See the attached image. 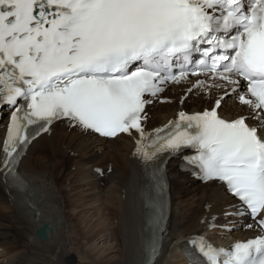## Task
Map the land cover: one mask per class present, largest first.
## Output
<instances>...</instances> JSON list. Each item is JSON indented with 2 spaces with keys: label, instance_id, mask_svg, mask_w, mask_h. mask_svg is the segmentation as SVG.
<instances>
[{
  "label": "snow or ice",
  "instance_id": "1",
  "mask_svg": "<svg viewBox=\"0 0 264 264\" xmlns=\"http://www.w3.org/2000/svg\"><path fill=\"white\" fill-rule=\"evenodd\" d=\"M190 76L207 79L187 93L223 94L147 133L146 107ZM230 94L247 114H222ZM4 105L11 109L0 150L6 186L26 185L19 164L57 121L108 139L135 132L136 154L151 168L157 233L165 231L166 164L181 157L182 168L219 182L235 199L225 215L248 216L253 223L245 226L258 229L227 249L194 242L200 256L190 254L193 264H264V0H249L247 10L244 0H0ZM160 243L150 242L146 264Z\"/></svg>",
  "mask_w": 264,
  "mask_h": 264
},
{
  "label": "bare ground",
  "instance_id": "2",
  "mask_svg": "<svg viewBox=\"0 0 264 264\" xmlns=\"http://www.w3.org/2000/svg\"><path fill=\"white\" fill-rule=\"evenodd\" d=\"M188 87L175 85L167 95L172 99L170 103H154L150 106L146 129L163 125L181 110H197L209 105L202 95L208 100L214 92L220 91L212 89V95L209 96L194 90L181 104L180 100L185 98ZM228 101L222 106L223 113L231 107L238 114H247V109L237 106L229 96ZM136 136L98 139L61 122L54 125L50 133L41 135L31 144L20 164V172L28 179L29 188L26 184L25 192H11L0 176V247L5 250L7 245L10 246V264L73 263L68 245L81 238L74 236L77 235V230L73 229L76 225H69L64 217L63 205L69 206L66 201L72 203L70 211L76 202L75 197L72 198L74 188L68 186V181L73 184L72 187H81L76 181L89 186L83 187L90 189L95 208L101 206L100 210L96 209L99 216L112 215L117 218L115 235L118 233L121 239L122 255L119 260L105 261L103 264H143L145 211L139 189L141 165L133 152ZM1 144L2 136L0 150ZM52 151L54 157L49 155ZM98 167H103L104 177L97 171ZM169 171L172 176V219L164 253L156 264H187L179 250L180 240L205 228L209 229L208 225L213 221L226 220L222 213L234 200L217 183L200 184L180 173L175 162L170 163ZM59 174L62 175L59 177ZM107 180L112 181L115 187L111 190L108 186L101 191V184ZM61 196L65 198L64 202ZM187 197L198 200L197 205H183ZM113 211H118L119 217ZM124 212H127V216H124ZM202 217H205L204 222ZM43 225L48 227L47 239L37 236V230ZM209 234L213 235L212 232ZM174 240L175 243L171 245Z\"/></svg>",
  "mask_w": 264,
  "mask_h": 264
},
{
  "label": "rangeland",
  "instance_id": "3",
  "mask_svg": "<svg viewBox=\"0 0 264 264\" xmlns=\"http://www.w3.org/2000/svg\"><path fill=\"white\" fill-rule=\"evenodd\" d=\"M49 155L50 157H54V152L52 154L49 152ZM61 175L62 174H59L58 176L60 177ZM75 183H78L81 187H72L73 184H70V181L67 183L68 186L74 188V195L72 198L75 197V206L72 207V211H70L72 203L69 204V200L66 201V205L69 206H65V204L63 205V208L65 209L64 217L66 221H68L69 225H76L73 229L75 231L77 230V235L74 236L81 238L76 243L70 242L68 245V249L70 247L69 251L71 257L74 259L72 264H103L105 261H108L109 263L110 261L114 262L119 260L120 255H122V245L118 233L115 235L117 218L112 215L105 217L99 216L96 209L99 208L100 210L101 206H97L95 208V204L93 203V200H91L90 189H85L89 186L78 181ZM61 198L64 199V202L65 198L63 196H61ZM191 198L192 197H187L183 205L196 206L198 200ZM113 213L117 214L119 217L120 213L118 211H113ZM126 213L127 212H124V216H127ZM67 241L69 242V240ZM6 248L1 251L0 259L2 263L10 264L12 261V258L8 253L10 246L7 245ZM20 248L23 251L22 246Z\"/></svg>",
  "mask_w": 264,
  "mask_h": 264
},
{
  "label": "water",
  "instance_id": "4",
  "mask_svg": "<svg viewBox=\"0 0 264 264\" xmlns=\"http://www.w3.org/2000/svg\"><path fill=\"white\" fill-rule=\"evenodd\" d=\"M46 228H47L46 225L42 226V227L39 229L37 235H38L39 237L43 238V239H46V238H47V230H46Z\"/></svg>",
  "mask_w": 264,
  "mask_h": 264
}]
</instances>
